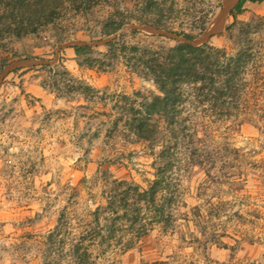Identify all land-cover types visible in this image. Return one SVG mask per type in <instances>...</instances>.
I'll use <instances>...</instances> for the list:
<instances>
[{"label":"rangeland","instance_id":"rangeland-1","mask_svg":"<svg viewBox=\"0 0 264 264\" xmlns=\"http://www.w3.org/2000/svg\"><path fill=\"white\" fill-rule=\"evenodd\" d=\"M177 2L172 13L163 16L162 31L138 25L155 19L142 14L140 0H109L81 14L60 9L53 23L35 34L1 42L5 48L0 55L13 52L17 61L0 75V264H42L40 256H23L15 244L53 228L70 201L69 188H76L80 201L90 206L87 189L98 170L108 169L116 179H131L142 187L153 180L148 145L119 133L108 135L109 123L93 113L109 110L119 96L158 95L155 86L130 72L122 60L104 73L79 68L74 47L84 42L104 53L102 44L120 35L132 46L171 47L172 39H183L175 33L202 39L216 26L209 43L229 49L231 11L239 22H248L252 15L264 19V0H256V12L243 13L240 0ZM116 12L127 24L114 35H100L99 23ZM203 19L208 22L201 32ZM59 62L102 99L84 117L76 111L85 104L82 100L62 98L42 86L45 72L39 66ZM16 68L22 70L11 73ZM212 137L232 150L222 159L225 165L219 163L211 171L214 180L198 168L178 177L179 198L186 204L181 212L188 214V222L179 221V233L156 227L139 246L115 256L112 264H264V127L245 122L236 131L220 127ZM92 191L99 202V188ZM193 208L201 213L199 224L193 221Z\"/></svg>","mask_w":264,"mask_h":264},{"label":"trees","instance_id":"trees-1","mask_svg":"<svg viewBox=\"0 0 264 264\" xmlns=\"http://www.w3.org/2000/svg\"><path fill=\"white\" fill-rule=\"evenodd\" d=\"M140 1L142 14L155 19L138 25L154 31L164 29L163 16L172 13L178 3ZM99 3L109 0H0V49L5 48L3 40H20L53 23L60 9L81 14ZM231 15L233 23L226 28L229 49L216 48L209 40L190 46L176 39L171 47H138L128 45L123 35L104 42V53L94 52L97 47L84 42L74 47L79 68L104 73L122 60L130 72L155 86L158 95L136 99L119 96L109 110L93 113L109 123L108 135L119 133L148 145L153 180L142 187L131 179H116L108 169L98 170L87 189L90 206L80 201L76 188H69L70 201L59 212L53 228L24 236L15 244L23 256L34 252L42 264H112L115 256L139 246L156 227L180 232L179 221L189 220L188 214L181 212L186 204L179 198L180 174L198 168L214 180L211 171L219 163L225 165L222 159L232 150L212 137L218 129L236 131L245 122L264 127V19L252 15L248 22H239L233 11ZM206 19L201 22V32ZM126 21L117 12L109 15L99 23L100 35H114ZM175 34L187 41L195 39L184 32ZM16 59L13 52L11 56L0 55V75ZM39 71L45 72L44 88L85 103L76 108L81 117L97 99L102 101L94 88L74 77L61 62L53 67L41 65ZM95 186L99 202L92 191ZM191 211L193 221L199 224V209Z\"/></svg>","mask_w":264,"mask_h":264},{"label":"water","instance_id":"water-1","mask_svg":"<svg viewBox=\"0 0 264 264\" xmlns=\"http://www.w3.org/2000/svg\"><path fill=\"white\" fill-rule=\"evenodd\" d=\"M222 16V14L219 16L218 19H220ZM216 30V26H214V28H212L209 33L202 39H194V40H191V41H187V40H184V39H180L181 42H184L190 46H199L201 43L207 41L210 36H212V34L214 33V31Z\"/></svg>","mask_w":264,"mask_h":264},{"label":"crops","instance_id":"crops-1","mask_svg":"<svg viewBox=\"0 0 264 264\" xmlns=\"http://www.w3.org/2000/svg\"><path fill=\"white\" fill-rule=\"evenodd\" d=\"M242 3H244V10H242V13L243 11H245V9H248L250 10L251 12H256L255 11V7H256V0H240Z\"/></svg>","mask_w":264,"mask_h":264},{"label":"bare ground","instance_id":"bare-ground-1","mask_svg":"<svg viewBox=\"0 0 264 264\" xmlns=\"http://www.w3.org/2000/svg\"><path fill=\"white\" fill-rule=\"evenodd\" d=\"M225 1H227V2H229V3H235V2H237V1H239V0H225Z\"/></svg>","mask_w":264,"mask_h":264}]
</instances>
